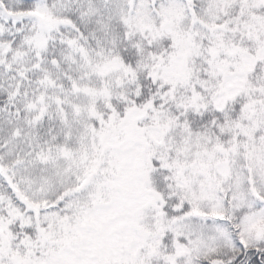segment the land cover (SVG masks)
<instances>
[{"label":"snow or ice","instance_id":"obj_1","mask_svg":"<svg viewBox=\"0 0 264 264\" xmlns=\"http://www.w3.org/2000/svg\"><path fill=\"white\" fill-rule=\"evenodd\" d=\"M0 264H264V0H0Z\"/></svg>","mask_w":264,"mask_h":264}]
</instances>
